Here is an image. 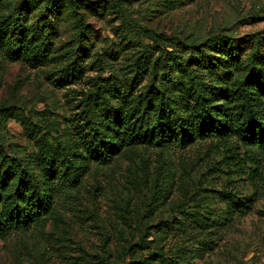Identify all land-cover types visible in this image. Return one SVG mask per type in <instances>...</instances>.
<instances>
[{
	"label": "rangeland",
	"instance_id": "obj_1",
	"mask_svg": "<svg viewBox=\"0 0 264 264\" xmlns=\"http://www.w3.org/2000/svg\"><path fill=\"white\" fill-rule=\"evenodd\" d=\"M21 1L0 0V31ZM24 13L38 60L10 44L20 31L0 32V152L39 178L48 147L74 146L86 106L97 123L120 117L110 94L140 60L157 69L135 95H159L173 120L188 118L193 79L212 115L234 106L239 80L264 82V0H33ZM253 104L264 127V97ZM184 136L92 160L50 215L0 239V264H264V154L252 174L241 135Z\"/></svg>",
	"mask_w": 264,
	"mask_h": 264
},
{
	"label": "trees",
	"instance_id": "obj_2",
	"mask_svg": "<svg viewBox=\"0 0 264 264\" xmlns=\"http://www.w3.org/2000/svg\"><path fill=\"white\" fill-rule=\"evenodd\" d=\"M32 1L22 0L19 3L20 17L5 20L3 24L6 27L0 32L11 28L20 31L16 37L10 36V44L16 47L19 55L36 64L38 59L32 51L41 34L30 31L24 13ZM137 67L127 90L124 93L116 90L110 94L122 104L120 117L97 123L86 106L82 112L85 114L83 122L76 126L74 146H66L59 153L52 146L48 147L41 162L37 163L40 178L20 159L6 160L0 152V188L3 192L0 197L1 240L5 241L13 232L27 231L40 223L53 211L60 187L68 189L74 186L90 171L92 160L110 163L124 147L181 146L187 140L186 133L193 137L190 141L197 137H218L227 141L230 136L239 134L250 154L249 161L256 166L252 174L258 171L264 154V127L253 102L257 96L264 97V82L259 81L261 77L239 80L233 85L235 88L231 94L230 103L234 106L219 108L213 115L204 109L203 90L193 79V101L184 98L188 118L173 120V110H169V105L164 104L166 102L159 95H135V89L140 87L144 75L155 73L157 65L151 67L147 60H140ZM259 131L263 132L261 136ZM14 185L18 193L12 192Z\"/></svg>",
	"mask_w": 264,
	"mask_h": 264
}]
</instances>
